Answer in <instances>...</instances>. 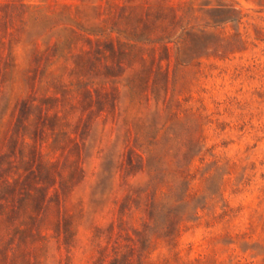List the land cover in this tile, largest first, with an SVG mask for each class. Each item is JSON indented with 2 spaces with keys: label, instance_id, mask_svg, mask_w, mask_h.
I'll use <instances>...</instances> for the list:
<instances>
[{
  "label": "rangeland",
  "instance_id": "obj_1",
  "mask_svg": "<svg viewBox=\"0 0 264 264\" xmlns=\"http://www.w3.org/2000/svg\"><path fill=\"white\" fill-rule=\"evenodd\" d=\"M0 264H264V0H0Z\"/></svg>",
  "mask_w": 264,
  "mask_h": 264
}]
</instances>
